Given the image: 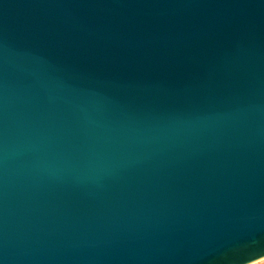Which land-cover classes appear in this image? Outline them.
Listing matches in <instances>:
<instances>
[{"label":"water","instance_id":"95a60500","mask_svg":"<svg viewBox=\"0 0 264 264\" xmlns=\"http://www.w3.org/2000/svg\"><path fill=\"white\" fill-rule=\"evenodd\" d=\"M264 260V0H0V264Z\"/></svg>","mask_w":264,"mask_h":264},{"label":"rangeland","instance_id":"374dc122","mask_svg":"<svg viewBox=\"0 0 264 264\" xmlns=\"http://www.w3.org/2000/svg\"><path fill=\"white\" fill-rule=\"evenodd\" d=\"M253 264H264V260L263 261H258V262L253 263Z\"/></svg>","mask_w":264,"mask_h":264}]
</instances>
